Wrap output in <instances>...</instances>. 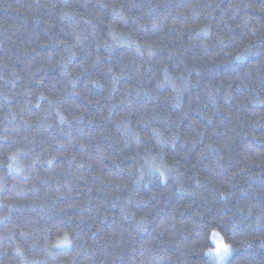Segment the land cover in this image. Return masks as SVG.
Returning a JSON list of instances; mask_svg holds the SVG:
<instances>
[{
    "label": "trees",
    "instance_id": "1",
    "mask_svg": "<svg viewBox=\"0 0 264 264\" xmlns=\"http://www.w3.org/2000/svg\"><path fill=\"white\" fill-rule=\"evenodd\" d=\"M0 264H264V0H0Z\"/></svg>",
    "mask_w": 264,
    "mask_h": 264
},
{
    "label": "rangeland",
    "instance_id": "2",
    "mask_svg": "<svg viewBox=\"0 0 264 264\" xmlns=\"http://www.w3.org/2000/svg\"><path fill=\"white\" fill-rule=\"evenodd\" d=\"M216 245H217V248H216V252H219V251H217V249H224V250H227V248H226V246L222 243V242H220V241H216Z\"/></svg>",
    "mask_w": 264,
    "mask_h": 264
},
{
    "label": "snow or ice",
    "instance_id": "3",
    "mask_svg": "<svg viewBox=\"0 0 264 264\" xmlns=\"http://www.w3.org/2000/svg\"><path fill=\"white\" fill-rule=\"evenodd\" d=\"M217 251H219V249H217Z\"/></svg>",
    "mask_w": 264,
    "mask_h": 264
}]
</instances>
